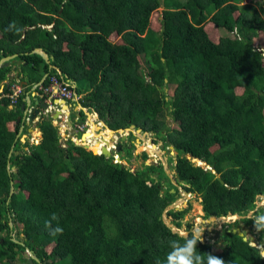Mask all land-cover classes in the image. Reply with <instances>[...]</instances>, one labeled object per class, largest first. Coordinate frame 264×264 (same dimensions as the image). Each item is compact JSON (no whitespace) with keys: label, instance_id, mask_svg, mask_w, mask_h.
<instances>
[{"label":"trees","instance_id":"16d2710c","mask_svg":"<svg viewBox=\"0 0 264 264\" xmlns=\"http://www.w3.org/2000/svg\"><path fill=\"white\" fill-rule=\"evenodd\" d=\"M12 22L18 33L7 30ZM38 47L61 74L31 53ZM260 49L263 0H0V58L17 54L22 87L44 74L42 85L52 74L74 81L78 102L110 129L134 124L153 133V142L172 145L174 175L201 197L205 218L247 214L264 194ZM10 72V64L0 67V264H30L26 248L40 261L32 264L162 260L167 242L180 238L161 219L178 189L162 165L131 170L114 161L116 153L133 157L132 132L106 158L62 140V127L50 116L36 122L38 142L21 141L16 118L24 92L11 105L10 83L1 89ZM90 122L93 130L94 115ZM11 149L18 154L9 157L16 169L9 175ZM187 210L170 209L167 216L180 228ZM53 213L63 228L56 236L50 234L55 221L46 227ZM197 250L226 264H264L259 250L225 228L214 242H198Z\"/></svg>","mask_w":264,"mask_h":264},{"label":"water","instance_id":"95a60500","mask_svg":"<svg viewBox=\"0 0 264 264\" xmlns=\"http://www.w3.org/2000/svg\"><path fill=\"white\" fill-rule=\"evenodd\" d=\"M260 50L262 51V54L264 55V49H260ZM31 53H36V54L40 55L45 60V62L47 64H49V69L50 68H53V69L57 70L61 74L60 69L57 66L51 64L52 58L50 56H48V54L42 48H40V47L34 48L31 51ZM15 57H17V54L16 53L11 54V55H7V56H4V57H1L0 58V67L1 66H8L9 65V61L10 60H13ZM18 62L21 63L20 60H18ZM46 76H47V74H44L43 77L41 78V80L39 81V83H37V84H40L41 82H43ZM30 100H31V98L29 97V101ZM33 101H34V105H33L34 107L33 106L30 107L29 106L30 104L29 105H26V103H24V104L21 105V111H22L23 115L22 116H18L16 118V122L17 123L22 122V117H23V119H25L27 117V119L29 121L34 120L36 117L40 120L43 117H45V114L46 113H48L49 116L52 119H57V118H61V117L64 116L65 122H66L65 124L66 125H63V129L64 130H69L68 127H67V125L69 126V128H70V130H71L72 133L69 134L68 137L71 138L76 144L83 145L84 147H86L88 149H91L94 153L103 154L106 158H109V157L112 156V149H113L114 152H118L120 150V144H116L117 143V142H115L116 139H114V141L112 143L111 150H109V153L107 154V153H104L102 151L101 152H98V151L96 152L93 148H91V145H89L88 143H84V141H82V139H84L83 138L84 134L87 133L86 131L81 134V136H82L81 138H78L77 135H76L77 130L75 128L71 127L72 124L69 121L70 106L68 104H66L65 100H63V99H56L55 104L57 106H59V107L61 106L62 108H57L55 110H51L52 108H51L50 104L48 102H46V101L44 103H40V104H39V100L36 99V98H33ZM79 109L80 110L83 109V107L81 106L80 103H79ZM87 114L90 115L88 112H87ZM96 117H97V115H96ZM96 121L93 122V124L96 125L97 127L99 126V128H101V129H102V127H104L103 129H105V131L107 130L109 132L108 134H109V137H111V138H115L114 136H118L117 134L119 133V137L121 139H124V137L129 132H133V131H136L138 133L149 134V132H147V131H142L141 128H136L134 124H130L129 127L124 128V129L120 128V129H117V130H113V129H110L103 121L98 120V117H97ZM18 136H20V140L21 141H24L25 140L24 138L26 137V134H24V133L23 134H20V130H19V132L17 133L16 137H18ZM170 148L171 149H174V147L172 145L170 146ZM102 150H104V147H102ZM12 152H14V154H18V151L17 150H14L13 151V149H11L10 152H9V154H8V160H7L6 167H7V171H8V174L9 175H11V171H14V172L16 171L15 166H10L9 157H10V155H11ZM158 155H160V154H158ZM113 157L116 159L115 162H119L121 166H124L125 165V163L121 160L120 156L117 153ZM117 159H119V160H117ZM193 160L194 161H197L198 164H203L198 159H193ZM208 170H211L210 167H208ZM165 172H166V170H165ZM212 172L214 174H217L214 170H212ZM217 179L220 181V183H222V184L225 185V182L221 178L220 175H217ZM172 182L176 185V182L174 180ZM14 191L15 190H14L13 180L10 179L9 197L12 196V194L14 193ZM170 191H173V189H171ZM186 195H190V193L184 191V196H186ZM180 199H181L180 197L179 198L177 197V198H175L173 200L172 203H169L164 208V210L162 212V216H161V219H162L163 223L171 230L172 233H175L177 235H179L180 233H183V232L180 231L179 228L170 221V219L167 216V212L170 209L181 210L182 208H179L177 206V203H178V201ZM226 216H235V217H238V218H241L242 217L238 213H228ZM226 216H209L206 220L207 221L215 222L216 220H223V219H225ZM9 226H10V228H13V223L12 222H9ZM235 232L239 236H242L243 240L246 241V237L243 235V232L241 230L236 231L235 229H233L232 230V233H235ZM219 234L220 233H218V234L216 233L213 236V240L214 241L216 240V238H217V236ZM251 240L254 242V244H251L254 247V249L260 251V246L255 245V240L253 238ZM13 241H15L16 243H19V244H23L21 241L15 239V238H13ZM205 241H209V240L208 239H203V242H205ZM210 242H212V241H210ZM26 251L28 252V256H29L28 262L30 264H32L33 260H35L37 262H40L38 260V258L33 254V252L31 250H29L28 248H26ZM262 256L264 257L263 254H262ZM17 257H19V255H17Z\"/></svg>","mask_w":264,"mask_h":264},{"label":"rangeland","instance_id":"374dc122","mask_svg":"<svg viewBox=\"0 0 264 264\" xmlns=\"http://www.w3.org/2000/svg\"><path fill=\"white\" fill-rule=\"evenodd\" d=\"M180 1H184V0H180ZM264 1V0H263ZM163 7H159V10H161ZM222 34H225L224 31L222 30L221 31ZM264 57V55H263ZM16 85H19L18 83ZM87 112L90 114V115H94V119H97L96 117V113L95 112H92V111H88L87 109ZM45 116H49L48 113L45 114ZM88 116V114H87ZM89 117V116H88ZM61 118H59L60 120ZM89 119V118H88ZM55 120V119H54ZM85 120V119H84ZM56 123L55 124H59L61 125L62 129H61V133H60V136L62 138V140L68 138V135L71 134L69 131L67 132L66 130L63 129V124L65 125L64 121L62 120L61 122L58 121V119H56ZM84 122V121H83ZM171 126H175L176 123L172 122L170 123ZM96 126V125H95ZM104 127L99 128V126L95 127V131L99 130L100 132H97L100 134L101 136V139L104 138L102 135H101V132L103 133H109L107 132V130L105 131V129L103 130ZM90 129V128H89ZM76 130H79L76 135L78 138H81V134L83 133V131H85V129L82 131L80 129H76ZM66 131V132H65ZM127 132V131H126ZM89 131L87 133L84 134L83 138L88 135ZM96 133V132H95ZM133 135L135 137L134 139V151H133V157H131L129 159V161H126V160H123L121 159L125 165L127 167H130L131 170H135V169H143L144 166H147L149 164H155L154 162L156 161H159V158L161 159V162L163 163V166L166 170V172L172 177V175L174 174V170H173V165L175 163V150L174 149H171L170 147H164L163 144L161 145V141H157V142H150V134H144V133H138V132H135L133 131ZM75 135V134H74ZM108 135V134H107ZM118 136V139H116V144H120V142L122 143L123 141H125L127 139V137L125 136L124 137V140H121L119 138V133L117 134ZM138 137H136V136ZM128 136V135H127ZM39 138H36L35 137H31L29 136V140L31 142H38ZM115 138H111V137H107V145L106 147L104 148V150H102V152H105V153H109V150H111V147H112V143L114 141ZM82 141L84 142H88V140L86 139H82ZM101 142V141H99ZM89 143L93 144L92 141H89ZM147 145H151V146H155V151H152V150H148L147 149ZM100 146L102 147L101 143L100 145L98 146H94V148H96L98 151L100 150ZM164 149V150H163ZM150 152V155L149 157L143 159L142 157V153L145 152L146 154H148L147 152L148 151ZM114 153L113 149H112V154ZM152 153H157V154H160L161 156L159 157V155L157 156V158H154L152 157ZM120 156V155H119ZM172 156V158L170 157ZM116 159L114 158V161ZM119 160V159H117ZM195 163L198 164L197 161H194ZM182 190H180V193H181ZM183 194V193H182ZM177 195L176 197H180L181 199L178 201L177 203V206L179 208H188L187 212L185 213V216L184 218L182 219V223H181V226L179 228L180 231L184 232L186 230H191L196 224L200 223L202 220L204 221H207L204 217V213H203V210H202V206H201V203H200V197H196L195 194L193 195ZM186 200V201H185ZM264 202V200H258L257 203L258 205L259 204H262ZM233 219H237L235 216H226L225 219L223 220H219V221H215L213 222V224L211 226H206L205 227V230L203 232V239H212L213 236L221 229L223 228V225L224 223H229V222H232ZM212 222V221H211ZM190 224V226L188 225ZM18 237H22V234H18ZM260 253L264 255V246L262 248H260Z\"/></svg>","mask_w":264,"mask_h":264},{"label":"clouds","instance_id":"9594fccd","mask_svg":"<svg viewBox=\"0 0 264 264\" xmlns=\"http://www.w3.org/2000/svg\"><path fill=\"white\" fill-rule=\"evenodd\" d=\"M7 30L18 33L21 29L15 22H12L9 24ZM95 121L96 119L94 122ZM247 219L253 221V227L257 231H264V211H260L257 208L249 213ZM53 221L56 222V226L51 228L50 234L53 236L62 234L63 228L59 226V217L55 213L51 215L49 221H46V227H50ZM212 224L211 221L202 220L191 230H186L183 233H180L179 239H170L167 242L169 250L166 252L162 260L158 259L156 261V264H226L222 258L208 252L202 253L197 250L198 242H203V232L205 227L211 226Z\"/></svg>","mask_w":264,"mask_h":264},{"label":"crops","instance_id":"0c3cea01","mask_svg":"<svg viewBox=\"0 0 264 264\" xmlns=\"http://www.w3.org/2000/svg\"><path fill=\"white\" fill-rule=\"evenodd\" d=\"M18 60H20V59H13V60H10L9 61V64L11 65V72L9 73V75H8V77L2 82V84H1V89L4 87V86H6V85H8L9 83H10V87L11 86H13L14 84H19L20 86H22V84H23V82H22V80H21V78H22V76H23V73H21V64H22V61H21V63H19L18 62ZM13 68V69H12ZM58 72V71H57ZM59 73V72H58ZM21 80V81H20ZM25 84V83H24ZM71 84H74V86H75V83H74V81H72V83ZM25 87H28V85H25ZM25 87H22L23 88V92H24V94H23V96H22V104H24V103H26V105H29L30 107H32L33 105H34V101H33V98H36V99H38L39 100V104L40 103H44L45 101L46 102H48L46 99H43L42 100V98H41V95L36 91V89H37V87L35 86V84L34 85H32L31 87L29 86L28 88H26V90H25ZM29 97L31 98V100L29 101ZM40 97V98H39ZM55 101H56V99H54V100H52V104H51V108H53V109H51V110H55V109H57V108H62L61 106L59 107V106H57L56 104H55ZM21 104V105H22ZM38 104V105H39ZM21 105H20V110H21ZM34 107V106H33ZM79 103L78 102H76L75 103V105H74V107H71L70 108V114H69V121L71 122V127H73V128H75V129H79L77 126H79V125H81V124H83V123H85V126L82 128V129H80V130H84L85 129V131L86 132H88L89 131V133H88V135L89 134H93V130H90L89 128H91V125H92V123L90 122V123H88V116H87V108H85V107H83V109L81 110L83 113H84V115H85V120H80V121H77L76 122V118H79L80 117V112H79ZM21 113H22V111H21ZM22 115H23V113H22ZM25 118V117H24ZM58 119V121L59 122H61L62 120L64 121V123H66L65 122V118H64V116L63 117H61V119L59 120V118H57ZM95 120V119H94ZM37 121H39V119L36 117L34 120H32V121H29L28 119H27V117L25 118V119H23V117H22V123H21V125H20V133H24V134H26V137L24 138V139H26V138H29V136H33V137H35L36 138V136H37V138H41V132L39 131V128L36 126V122ZM84 121V122H83ZM57 121H54L53 120V123L55 124ZM77 124V125H76ZM91 124V125H90ZM66 125V124H65ZM67 127H68V129L69 130H66L67 132L69 131L70 133H72L71 132V130H70V128H69V126L67 125ZM65 131V132H66ZM79 130H77V132H78ZM85 131H83V132H85ZM95 132H100L99 130H97V131H95ZM136 132V131H135ZM132 134H134L133 132H132ZM73 135V134H72ZM136 136V135H135ZM115 137V139H118V137L117 136H114ZM137 137V136H136ZM120 138V137H119ZM135 138V137H134ZM38 139V140H39ZM25 141V140H24ZM115 142H116V140H115ZM103 147V146H102ZM25 263V262H24Z\"/></svg>","mask_w":264,"mask_h":264},{"label":"flooded vegetation","instance_id":"af4514ba","mask_svg":"<svg viewBox=\"0 0 264 264\" xmlns=\"http://www.w3.org/2000/svg\"><path fill=\"white\" fill-rule=\"evenodd\" d=\"M93 134H94V140L92 141L93 143H95L96 142V140H95V138L96 139H98V141H101V145L105 148L106 147V145H107V134L106 133H103V132H101V135L104 137V138H102L101 139V136H100V134L99 133H95V128H93ZM130 133V132H129ZM128 133V134H129ZM127 134V135H128ZM149 134H150V136H149V138H150V142H152L155 138H156V136L153 134V133H150L149 132ZM127 135H126V137H127ZM121 139V138H120ZM121 140H124V139H121ZM127 140V139H126ZM125 140V141H126ZM158 142L159 141H161V140H157ZM124 142V141H123ZM121 143V142H120ZM161 143V145L163 144V142L161 141L160 142ZM171 145H168V146H164V147H170ZM147 149L149 150H152V151H155V152H157L156 150H155V146H151V145H147ZM164 150V149H163ZM176 152V151H175ZM123 154H124V152H122ZM175 154V156H176V153H174ZM157 156H158V154L157 153H152V157H154V158H157ZM147 157H149V155L148 154H146V158ZM159 157H160V155H159ZM171 158H172V156H170ZM193 160V159H192ZM194 161V160H193ZM155 164L154 165H162V167H163V163L161 162V159L159 158V161H156V162H154ZM197 164V163H196ZM163 171L165 172V169H164V167H163ZM165 174H166V176L170 179V181L172 182L173 180L176 182V185L174 184V186H176L178 189H177V191H176V193H175V196H177V195H181L182 193V195H184V191H186V190H184V186H186L184 183H180L179 182V179L176 177V175H172V177L170 176V175H168L166 172H165ZM163 181V180H162ZM165 185V184H164ZM173 189V188H172ZM179 190H182L181 191V193H179ZM175 190L173 189V191H171V192H174ZM186 192H188V191H186ZM188 193H190V195H193V194H195V196L197 197H200L197 193H194V192H188ZM260 195H262V196H260ZM177 198V197H176ZM179 198V197H178ZM264 200V194H258L257 196H256V199H255V201H254V203H255V206H254V208L253 209H251V210H249L248 212H247V214H240L242 217L241 218H238V217H236L237 219H233V221L232 222H229V223H224V225H223V228H221L218 232H217V234L218 233H220L218 236H217V238H216V240L217 239H219L220 237H221V235H222V232H223V229L225 228L226 229V231H231L232 232V230L233 229H235L236 231H238V230H241L242 232H243V235L246 237V241H248L250 244H254V242L251 240L252 238L255 240V245H259L260 246V248H262L263 246H264V231H257L254 227H253V221L251 220V223H248V222H246L245 221V219L247 218V216L249 215V213H251L253 210H255V209H259L260 211H264V202L262 203V204H259L258 205V203H257V201L258 200ZM200 202H201V197H200ZM182 209H184V208H182ZM239 214V213H238ZM217 221H219V220H216V222ZM213 223V222H212ZM228 224H230V229L229 228H227L228 227ZM236 233V232H235ZM237 234V233H236ZM242 237V236H241ZM209 241H212V242H214V240H213V238L212 239H209ZM21 262V261H20ZM25 262V261H24ZM24 262L22 261V263L24 264Z\"/></svg>","mask_w":264,"mask_h":264},{"label":"built area","instance_id":"2783aa9c","mask_svg":"<svg viewBox=\"0 0 264 264\" xmlns=\"http://www.w3.org/2000/svg\"><path fill=\"white\" fill-rule=\"evenodd\" d=\"M71 83L72 81L70 80H65L63 77H60V76L58 77L55 74H52L48 76L47 84L42 85L40 83V84H35V86L37 87L39 91L43 93V95L46 96L45 99L48 101L50 106L52 104V100L63 99L65 100L66 104H68L71 108V107H74L75 103L78 102V99H79V96L75 92V86L74 84H71ZM11 88H12V92L8 96L10 98V102L12 105L17 101L18 95L23 92V88L22 86L16 85V84L11 86ZM54 121H56V119ZM77 121H80L79 118H76V122ZM84 126H85V123L77 127L79 129H82Z\"/></svg>","mask_w":264,"mask_h":264},{"label":"bare ground","instance_id":"6f19581e","mask_svg":"<svg viewBox=\"0 0 264 264\" xmlns=\"http://www.w3.org/2000/svg\"><path fill=\"white\" fill-rule=\"evenodd\" d=\"M53 109V108H52ZM91 125V124H90ZM104 130V129H103ZM108 132V131H107ZM84 139L86 140H88V142H84V143H88L89 145H91V148H93L96 152L98 151L96 148H94V146H98V145H100V143L101 142H99L96 138H95V140H96V142L95 143H93V144H91V143H89V141H93L94 140V135H91V134H89V135H86L85 137H84ZM100 150L98 151V152H101L102 151V147L100 146V148H99Z\"/></svg>","mask_w":264,"mask_h":264}]
</instances>
